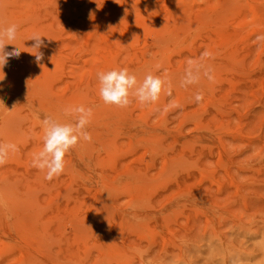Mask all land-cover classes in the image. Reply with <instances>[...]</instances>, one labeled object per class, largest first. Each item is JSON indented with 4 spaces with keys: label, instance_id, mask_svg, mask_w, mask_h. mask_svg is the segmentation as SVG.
Listing matches in <instances>:
<instances>
[{
    "label": "rangeland",
    "instance_id": "obj_1",
    "mask_svg": "<svg viewBox=\"0 0 264 264\" xmlns=\"http://www.w3.org/2000/svg\"><path fill=\"white\" fill-rule=\"evenodd\" d=\"M13 23L6 50L46 47L0 80V142L18 149L0 166V264L264 261V0H0ZM189 59L214 79L181 87ZM119 68L160 76L159 99L104 104L96 73ZM79 105L92 139L48 181L42 121Z\"/></svg>",
    "mask_w": 264,
    "mask_h": 264
},
{
    "label": "clouds",
    "instance_id": "obj_2",
    "mask_svg": "<svg viewBox=\"0 0 264 264\" xmlns=\"http://www.w3.org/2000/svg\"><path fill=\"white\" fill-rule=\"evenodd\" d=\"M19 26L10 24L7 27H0V73H5L3 69L8 65L10 58L19 59L23 52L34 56V62L39 64L44 59L42 48L46 47L42 35L32 33L25 41H32L31 51H25L20 47H13L11 51L6 50L7 45H12L6 41H14L17 38ZM257 41H264V35H257ZM211 53L204 51L201 53V61L210 57ZM99 82V97L106 105H115L121 108L132 103L130 96L139 101L141 105L155 103L160 96L165 81L151 72L146 74L141 82H138L136 75L130 74L127 68L111 69L96 73ZM201 78L208 81L214 79L212 68L198 63L192 59L187 61V67L180 81L181 87L198 84ZM168 94H171L169 88ZM203 100V93L198 91L194 94V101L199 103ZM0 105L4 106V101L0 98ZM179 107V105H174ZM66 115L75 114L74 121L60 123L52 117H45L43 125V147L42 150L33 155L32 166L41 170H46L45 179L51 181L55 176H59L65 168V155L83 139L91 141L92 137L86 130L93 115L91 107L83 105L75 106L64 110ZM17 146L12 143L0 142V166H3L9 155V151H17Z\"/></svg>",
    "mask_w": 264,
    "mask_h": 264
},
{
    "label": "bare ground",
    "instance_id": "obj_3",
    "mask_svg": "<svg viewBox=\"0 0 264 264\" xmlns=\"http://www.w3.org/2000/svg\"><path fill=\"white\" fill-rule=\"evenodd\" d=\"M259 264H264V261H263V262H261V263H259Z\"/></svg>",
    "mask_w": 264,
    "mask_h": 264
}]
</instances>
